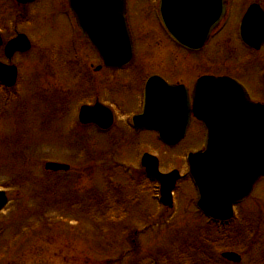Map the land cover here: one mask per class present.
I'll return each instance as SVG.
<instances>
[{
	"label": "rangeland",
	"instance_id": "obj_1",
	"mask_svg": "<svg viewBox=\"0 0 264 264\" xmlns=\"http://www.w3.org/2000/svg\"><path fill=\"white\" fill-rule=\"evenodd\" d=\"M128 2L131 67L139 69L134 78H128L129 72L98 69L102 61L78 35L67 0H36L28 8L29 22H18L32 47L13 60L19 69L14 88L0 91V190L9 200L0 211V264H235L221 256L224 251L241 255L236 264H264V176L236 208V220L225 225L208 222L196 210L188 176L178 181L171 207L158 203V184L147 180L143 188L150 195L139 185L144 150L157 155L161 171L176 168L186 175L185 153L200 148L202 129L189 130L167 148L154 132L126 126L139 109L137 77L142 81L160 73L159 62L168 67L200 63L201 55L187 57L170 42L151 0ZM7 5L0 0L1 25H8L12 12ZM232 23L230 18L221 35H233ZM215 52L212 46L202 50L203 56ZM206 59L205 64L217 67ZM179 78L188 77L174 79ZM94 97L115 110V128L102 132L78 123L80 105L93 103ZM48 161L69 169L51 172L44 168ZM125 166L135 181L124 173ZM107 195L111 200L101 209L97 202L105 203Z\"/></svg>",
	"mask_w": 264,
	"mask_h": 264
},
{
	"label": "water",
	"instance_id": "obj_2",
	"mask_svg": "<svg viewBox=\"0 0 264 264\" xmlns=\"http://www.w3.org/2000/svg\"><path fill=\"white\" fill-rule=\"evenodd\" d=\"M207 1L160 0L162 21L178 42L185 46L198 45L219 22L224 14L223 0H210L211 7L199 12V3ZM68 3L79 28L105 66L121 67L132 59L133 47L125 20L124 0H68ZM246 18L245 23H256L249 13ZM6 48L9 52L26 50L29 42L19 35L7 43ZM8 73L0 65V80L12 85L15 67L12 66ZM197 85L203 87V93L197 100L194 114L205 124L206 140L203 150L188 154V174L197 190V208L214 219H229L233 204L247 196L255 182L264 175V108L245 110L239 106L243 89L231 79L202 78ZM180 92L185 93L179 86L168 85L158 77H150L145 86L143 111L133 116L134 125L155 128L165 142L175 144L185 135L190 114L186 96ZM247 120L251 121L250 126H247ZM79 121L93 122L106 128L113 121V113L109 107L99 103L84 105L79 111ZM238 135L244 140H237ZM142 164L148 174L158 179L161 201L171 205V191L178 171L160 173L158 161L152 155H145ZM45 168L57 171L67 170L69 166L46 162ZM7 202L6 192L0 190V210ZM222 256L231 261H240V256L234 252H223Z\"/></svg>",
	"mask_w": 264,
	"mask_h": 264
},
{
	"label": "flooded vegetation",
	"instance_id": "obj_3",
	"mask_svg": "<svg viewBox=\"0 0 264 264\" xmlns=\"http://www.w3.org/2000/svg\"><path fill=\"white\" fill-rule=\"evenodd\" d=\"M10 10L12 12L8 13L7 16V22L8 25L5 23L0 24V65L1 69L5 71V73L9 71V69L13 66L16 67V81L18 79L19 75V69L18 64L15 63L13 60L17 56H23L30 49L26 50H15L13 52H9L6 48L7 43L15 38L18 35H22L23 37H28L27 32L24 30L18 29V22L27 24L29 22L28 19V8L31 4H33L36 0L31 1H22V0H6ZM225 1V15L221 19V21L218 23L217 26H214L209 34L207 35L204 43L201 46L198 47H184L179 44H177L173 39L170 37L168 32L164 29V27L161 28L165 31V33L170 38V42H172L178 49L185 52L190 57H193V55H201L199 57V62L197 64H187V62H181L182 64H173L171 67H168L167 64L162 66V64L159 62L158 66L160 68L162 67L163 70H160V73L152 72L148 76H156L159 77L163 82L169 85H183L182 89L185 91L184 95L180 94L185 97L186 102L188 103V107L191 111L190 121L187 128V131L193 130V128H199L202 129L201 131V143L200 148L203 145L204 137H205V124L198 118L194 116V98L200 99L202 96V89L203 87H200V89L196 92V83L197 81L202 77H228L244 88L243 92V98L240 100L241 104H238L241 107H244V109H252L253 107H256L258 109L264 108V0H224ZM151 9H153L154 15L159 19V7H158V1L157 0H151ZM7 5V6H8ZM190 5V9H191ZM129 2L126 0V15H127V21L129 24V28L131 31V25L129 22ZM211 7V2L208 0L206 3L200 2L198 5V11H202L201 9H209ZM187 10V7H185ZM249 9H252V16L256 19L259 28L256 26L253 29V34H247V38H243L242 36V20L247 13ZM13 13V14H12ZM71 14V13H70ZM12 15L14 21H12ZM72 18L74 19V16L71 14ZM232 18V26L233 29V35H221L222 30L225 26V24L228 22V20ZM75 20V19H74ZM80 33V31H79ZM81 35V33H80ZM82 36V35H81ZM30 39V38H29ZM85 39V38H84ZM31 41V40H30ZM133 45H134V38H133ZM23 46V45H22ZM209 46H212V49H214L216 52L212 54V56H203L202 50H206ZM237 46V47H236ZM166 55V52H164ZM238 53H241L239 55ZM158 55V54H157ZM167 57V56H166ZM212 58L215 64H217V67L213 68L210 67V65L205 64L202 60L206 58ZM165 57H163L164 59ZM237 59V63H233V60ZM242 60V62H240ZM133 62V60L131 61ZM76 64V67H79L83 64ZM226 64V65H223ZM218 65H222L221 67ZM129 66L123 67L119 70L122 72H129L131 69H129ZM9 67V68H8ZM225 67V68H224ZM105 68V67H104ZM105 70H112L109 68H105ZM138 68H132L131 71H138ZM81 71V68H80ZM85 71V69H84ZM86 72V71H85ZM87 73V72H86ZM177 75H183L187 79L183 80L182 78L174 79L177 77ZM89 75H85L86 78H88ZM147 76V77H148ZM146 77V78H147ZM145 81V80H144ZM144 83L142 81H139V84L137 85V88L139 92L141 93V100L139 104V109L136 113H138L141 110L142 106V95H143V87ZM161 83V82H160ZM90 84V83H89ZM89 84H87L89 86ZM16 85V83H15ZM7 86L6 84L2 83V80H0V91L3 93L10 92L14 86ZM128 84L124 85V88H129L127 86ZM162 85L160 84V87ZM162 88V87H161ZM6 90V91H5ZM100 101L98 97H95L94 102ZM92 104V103H89ZM215 108V106H214ZM241 116V115H240ZM244 125L246 126V120H244ZM251 125V121L247 120V126ZM144 131L145 129H141ZM152 132H155L151 130ZM237 140H244L242 139L241 135H238L236 137ZM251 141V139H249ZM198 148V149H200ZM185 176L182 175L178 181L181 179H185ZM178 183V182H177ZM177 188V185H176ZM250 198H243L238 205L234 207V211H236V208L241 206L243 203H245ZM234 219V218H233Z\"/></svg>",
	"mask_w": 264,
	"mask_h": 264
},
{
	"label": "trees",
	"instance_id": "obj_4",
	"mask_svg": "<svg viewBox=\"0 0 264 264\" xmlns=\"http://www.w3.org/2000/svg\"><path fill=\"white\" fill-rule=\"evenodd\" d=\"M258 252H260V251H258ZM262 260V259H261Z\"/></svg>",
	"mask_w": 264,
	"mask_h": 264
}]
</instances>
